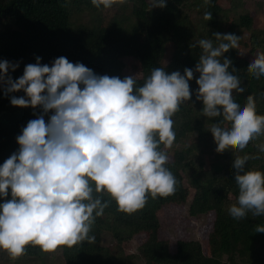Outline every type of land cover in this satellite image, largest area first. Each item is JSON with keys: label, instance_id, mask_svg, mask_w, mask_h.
Wrapping results in <instances>:
<instances>
[{"label": "clouds", "instance_id": "clouds-1", "mask_svg": "<svg viewBox=\"0 0 264 264\" xmlns=\"http://www.w3.org/2000/svg\"><path fill=\"white\" fill-rule=\"evenodd\" d=\"M127 2L91 0L97 9ZM164 7L166 0H150V10ZM204 19L211 20L212 13L205 12ZM213 36L221 41L217 46L212 39L191 45L202 50L194 69L185 68L182 75L156 67L139 87L135 77L97 75L66 57L56 58L51 66L42 65L37 57L13 80L9 70L19 65L0 61V88L5 95L25 93L12 96L11 105L43 110L17 136L18 151L0 166V198H5L0 203V251L15 260L29 245L52 252L60 246L92 242L95 237L89 233L96 218L112 201L117 211L130 215L142 209L149 196L173 194L177 180L165 166L169 156L161 145L168 149L175 141L173 117L192 98L189 81L194 73L199 74L195 96L203 104L202 116L222 117L209 129L218 153L242 151L264 136L257 96L248 95L243 106L236 102L234 93L245 88L233 74L237 70H230L232 61L221 59L239 47L240 37L218 32ZM247 71L256 79L264 76V52ZM50 111L46 122L44 114ZM254 147L257 154L234 157L238 196L227 212L237 221L249 214L264 217V172L246 168L250 160L260 159L264 142ZM9 190L11 198L6 199ZM255 232L264 233V225H256Z\"/></svg>", "mask_w": 264, "mask_h": 264}, {"label": "trees", "instance_id": "trees-1", "mask_svg": "<svg viewBox=\"0 0 264 264\" xmlns=\"http://www.w3.org/2000/svg\"><path fill=\"white\" fill-rule=\"evenodd\" d=\"M219 0H166V7L150 10V0H128L117 5L116 12L106 24L96 16L94 23L76 22L75 15L84 11L96 14L99 10L91 0H0V61L19 66L9 70L13 80L23 75L28 64L52 65L59 57L71 63H82L97 75L124 79L126 70L137 73V87L153 68L160 67L171 74L185 68L194 69L202 50L191 45L200 39L216 41L214 33L240 36L249 33V53L264 52V30L254 27L250 13H240L243 0H231V8L223 10ZM130 7L133 21L125 14ZM201 13L197 22L192 21L190 11ZM211 12L212 19H204ZM233 12L230 25H226L228 13ZM240 41V40H239ZM226 42V41H224ZM173 46V53L163 64L166 48ZM232 61L245 91L234 93L241 106L252 94L257 96V114L264 115V76L256 79L247 71L251 60L239 56V50L230 49L221 59ZM189 81L192 98L180 106L173 117L176 138L170 150L161 145L169 161L165 165L176 177V191L166 197L149 199L146 205L132 214L117 211L115 201L97 217L90 236L72 247L60 246L63 264H264V233L255 232L256 225H264V217L237 221L228 215L227 208L236 202L238 187L234 182L233 162L236 155L257 154L255 144L264 142V136L252 141L242 151H216L217 145L209 131L211 125L222 119L202 116L203 104L196 100V79ZM83 85H81V88ZM12 96H25L23 91L5 95L0 88V166L19 145L17 136L22 134L30 120L43 114L41 107H18L10 103ZM53 113L44 114L45 121ZM223 127H230L223 124ZM260 159L250 160L246 168L264 172V153ZM209 156V168L205 157ZM11 198L9 196L6 199ZM5 198H0V203ZM107 200V195L104 196ZM188 216L195 221L210 214L211 221L205 227L206 238L177 240L171 245L161 236L165 229V207H182L187 202ZM108 234L113 243L103 245L102 238ZM137 236L144 237L137 254H126L123 244ZM46 252L38 246L29 245L21 257L13 260L0 251V264H43ZM39 261V262H38Z\"/></svg>", "mask_w": 264, "mask_h": 264}, {"label": "rangeland", "instance_id": "rangeland-1", "mask_svg": "<svg viewBox=\"0 0 264 264\" xmlns=\"http://www.w3.org/2000/svg\"><path fill=\"white\" fill-rule=\"evenodd\" d=\"M117 5H114L110 9L102 8L96 14H93L88 11L77 13L75 15V18L77 19L76 22L84 23V24L94 23V21L96 20V16L99 15V19L102 20V22H104L103 24H106L108 20L111 18V16L116 12ZM218 5L223 10L227 11L231 8V0H219ZM124 11L126 16L129 17L131 21H133V18L131 17L130 14L131 13L130 7H126ZM238 12L250 13L254 20L253 22L254 27L256 29L264 30V0H243L241 7L238 9ZM190 16L194 23L200 19L201 13L192 10L190 11ZM232 19H233V12H229L226 25L228 24L230 25ZM239 37H240L239 47H238L239 56H241L244 59L251 60L252 62L259 53L255 52L253 55L249 53V47H248L249 33L243 32ZM172 53H173V46L172 44H169L166 48V55L163 64H166L168 62ZM125 73L131 76L138 75L137 73H134L130 70H126ZM167 150H170L171 153L173 152V150H175V147L172 146ZM209 164H210L209 156H206L205 168H209ZM189 203L190 201L187 202L182 207H177V206L165 207L163 210V216H165V229L161 231V236L164 239L169 240L171 245H173L177 240H180L179 238L186 240H197V239H201L202 237L206 238L207 236V233L205 232L204 228L207 227V224L211 221L210 218L211 215L208 214L205 216H201L195 221L190 220L188 216ZM143 240L144 237L137 236L132 240H130L129 242H126L125 244H123L124 252L126 254H137L138 247L143 242ZM112 243H113L112 238L108 234H104L102 238V244L110 245ZM1 258L2 257H0V259ZM43 261H44L43 264H63V258L60 247H58L55 251L46 252Z\"/></svg>", "mask_w": 264, "mask_h": 264}]
</instances>
